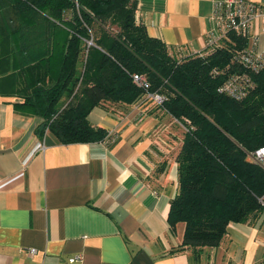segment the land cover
<instances>
[{"label":"trees","instance_id":"obj_1","mask_svg":"<svg viewBox=\"0 0 264 264\" xmlns=\"http://www.w3.org/2000/svg\"><path fill=\"white\" fill-rule=\"evenodd\" d=\"M248 48L229 32L219 48L185 55L147 35L135 0H0V97L64 145L113 140L87 120L94 108L149 101L184 125L167 224H183L177 249L199 263L230 223L263 212L264 168L251 154L264 146V67L240 62ZM233 76L250 84L244 99L219 91Z\"/></svg>","mask_w":264,"mask_h":264},{"label":"crops","instance_id":"obj_2","mask_svg":"<svg viewBox=\"0 0 264 264\" xmlns=\"http://www.w3.org/2000/svg\"><path fill=\"white\" fill-rule=\"evenodd\" d=\"M225 1L135 0L147 35L185 55L205 49L213 5ZM251 34L264 52V22L254 21ZM87 120L113 140L64 145L39 137L40 120L0 97V264H70L76 255L73 264H264V213L230 223L199 263L177 249L184 226L172 233L167 215L184 125L141 102L94 108Z\"/></svg>","mask_w":264,"mask_h":264},{"label":"built area","instance_id":"obj_3","mask_svg":"<svg viewBox=\"0 0 264 264\" xmlns=\"http://www.w3.org/2000/svg\"><path fill=\"white\" fill-rule=\"evenodd\" d=\"M256 20L264 22V6L252 4L246 1L227 0L217 2L213 5V17L211 20V30L206 34L205 54L215 48H219L220 41L229 32L241 34L249 38V48L239 56L240 62L247 66L251 72H257L264 67V52L257 51L256 39L251 34L252 23ZM133 81L138 85H145L144 79L138 75L132 76ZM250 84L244 77H232L230 81L224 82L219 91L233 99L240 100L247 96ZM151 96V95H149ZM156 102H161L162 98L153 96ZM45 133L44 135H46ZM44 143L41 147L43 148ZM251 158L260 163L264 168V146L258 148L251 154ZM264 212V194L258 199ZM35 249L30 250L34 255ZM81 256L76 255L68 260L70 264L80 261Z\"/></svg>","mask_w":264,"mask_h":264},{"label":"rangeland","instance_id":"obj_4","mask_svg":"<svg viewBox=\"0 0 264 264\" xmlns=\"http://www.w3.org/2000/svg\"><path fill=\"white\" fill-rule=\"evenodd\" d=\"M147 102H149V101H144V103H147ZM153 106H156V104H153ZM174 119V118H173ZM261 213H264V212H261Z\"/></svg>","mask_w":264,"mask_h":264}]
</instances>
